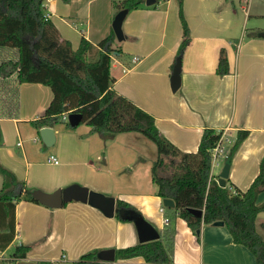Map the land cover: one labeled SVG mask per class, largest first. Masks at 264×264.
Instances as JSON below:
<instances>
[{"label": "crops", "instance_id": "obj_1", "mask_svg": "<svg viewBox=\"0 0 264 264\" xmlns=\"http://www.w3.org/2000/svg\"><path fill=\"white\" fill-rule=\"evenodd\" d=\"M120 1L44 0L43 8L74 49L82 38L92 43L89 57L95 61L100 41L114 31ZM180 11L179 0H157L153 5L145 0L127 12L122 24L125 38L120 41L115 35L111 45L112 89L150 113L160 132L184 152L198 151L207 127L234 138L240 130L249 131L230 163L226 180L231 192H246L264 157V0H183L191 41L181 54L184 32ZM222 50L229 64L226 74L217 72ZM179 56L182 81L174 92L171 75ZM16 84L17 113L8 115L3 101L0 103V160L29 189L53 192L78 183L115 197L116 205L118 200L130 203L159 231L175 229V264H257L245 245L234 242L225 224L203 223L196 232L185 219L176 217L166 226L164 217L172 212L162 211L163 197L157 195L158 184L152 176V187L146 184L147 178L136 177L129 184L120 177L119 162L113 167L103 149L97 150L95 163L88 140L76 138L78 125H51L56 140L47 146L34 121L50 105L52 88L39 82ZM99 134L105 144L116 135ZM225 163L221 158L215 168L216 180ZM125 165L133 170V165ZM3 182L0 172V190ZM262 203L264 191L257 200L258 205ZM15 215L16 234L6 248H0L6 255L0 264H77L89 251L141 243L127 216L108 217L88 202L73 200L51 208L24 198L17 203ZM256 228L264 236V211L257 216ZM18 245L28 247L25 256L16 254ZM98 264L149 263L142 256L122 259L116 253L114 261L99 260Z\"/></svg>", "mask_w": 264, "mask_h": 264}, {"label": "trees", "instance_id": "obj_2", "mask_svg": "<svg viewBox=\"0 0 264 264\" xmlns=\"http://www.w3.org/2000/svg\"><path fill=\"white\" fill-rule=\"evenodd\" d=\"M144 1L123 0L117 6L120 10L131 11L142 6ZM179 3L184 32L181 54L190 43L191 34L182 12L183 0ZM43 4L44 0H0V96H4V112L13 116L18 111L16 81L39 82L50 86L54 93L45 114L34 121L39 127L61 121H67L68 127H73L63 116L80 112L83 115L81 123L88 124L94 132L109 136L124 132L144 134L156 144L159 154L152 171V180L158 184L157 195L170 197L176 203L174 208L163 207L168 214L172 212L167 217L170 220L176 217L185 219L196 232L203 223L223 220L234 242L245 245L256 257L257 264H264V236L256 228L257 216L264 211V203L257 204L259 194L264 191V157L258 176L246 192L233 193L229 186H220L211 177L212 151L224 131L207 127L197 152L180 150L160 132L150 113L112 89L111 54L114 49L111 45L114 31L100 41L98 59L89 60L92 43L82 38L79 47L74 49L69 40L62 38L52 20L46 18ZM217 72H229L224 50L220 54ZM248 134L249 131L240 130L235 138L230 136V142L223 144L222 154L226 163L232 162ZM165 157H171L174 162L178 159V170L170 176L160 173ZM0 172L4 177L0 190V248L4 249L16 234L17 203L24 198L39 201L33 198L26 183L1 160ZM117 206L135 209L123 200H118ZM189 207L203 209V218L193 214ZM115 215L122 218L119 213ZM160 234L157 240L117 249V258L142 256L149 264H175V229L165 227ZM27 250V246L18 245L16 254L25 256ZM98 252L83 254L77 264H98Z\"/></svg>", "mask_w": 264, "mask_h": 264}, {"label": "water", "instance_id": "obj_3", "mask_svg": "<svg viewBox=\"0 0 264 264\" xmlns=\"http://www.w3.org/2000/svg\"><path fill=\"white\" fill-rule=\"evenodd\" d=\"M157 0H146L147 5H153ZM128 10H120L114 18L113 30L118 40L122 41L125 38V34L122 28L124 18ZM264 35V33H262ZM181 71H182V58L177 57L176 63L173 68L171 75V87L176 92L181 86ZM83 120V115L80 112H70L68 115V121L71 126H77ZM40 135L42 140L47 146L54 144L56 140L55 131L52 126H44L40 129ZM230 174V163H225L222 171L219 175L218 183L220 186H226V180ZM32 196L40 203L47 205L51 208H60L68 201H82L88 202L91 205L99 208L108 217L115 216L116 213L119 215H125L127 218L134 222L139 240L141 243L154 241L160 238V231L148 221L141 213L136 210L125 209L116 205V198L113 196L105 195L100 192L92 191L89 187L80 185L78 183L71 184L67 187H59L53 192H46L42 189H33ZM163 205L168 208H174L176 203L175 200L170 197L163 198ZM193 214L199 218H203V209L189 207L188 208ZM216 225H224L223 220L214 222ZM98 258L104 261H114L116 259V249L107 248L102 249L98 252Z\"/></svg>", "mask_w": 264, "mask_h": 264}, {"label": "rangeland", "instance_id": "obj_4", "mask_svg": "<svg viewBox=\"0 0 264 264\" xmlns=\"http://www.w3.org/2000/svg\"><path fill=\"white\" fill-rule=\"evenodd\" d=\"M89 60H92V57H89ZM2 102L0 98V103ZM63 128L68 127L67 121H61L57 123ZM75 133L77 139H85L90 143V148L93 149L92 160L96 163L98 160L97 150L100 151L103 149L108 154V159L111 161L113 167L118 163V169L120 177L123 180H127L129 184L139 177V179H150L149 182H146L147 185L152 187L151 176L153 171V166L157 161L159 154L156 144L146 137L144 134L139 132H124L116 134L112 141H108V144H105V140L100 136L98 132L91 130V127L86 123L79 124ZM103 155V154H102ZM103 161V158L102 160ZM178 159L175 162L171 157H165V165L160 169V173L163 175H172L177 172ZM133 165V170H131L125 164ZM121 167H120V165ZM64 188V187H63Z\"/></svg>", "mask_w": 264, "mask_h": 264}, {"label": "built area", "instance_id": "obj_5", "mask_svg": "<svg viewBox=\"0 0 264 264\" xmlns=\"http://www.w3.org/2000/svg\"><path fill=\"white\" fill-rule=\"evenodd\" d=\"M46 18H49V15L46 16ZM138 60V57H134V61H137ZM64 119L65 120H68V116L67 114L64 115ZM230 135H228L227 133H223L221 139L219 140L218 144L216 145V147L213 149L212 151V155H213V161H212V167H211V177H216V173H215V168L219 165L220 163V159L221 158H224L225 156H223L222 154V151H223V144L226 143V142H230ZM51 160L55 163H58V158L55 157V156H52L51 157ZM218 182V180H217ZM162 211H164V208L162 209ZM164 223L165 225H169L170 224V219L169 217H164ZM5 253L4 251H2L0 249V259H5ZM13 264V263H12Z\"/></svg>", "mask_w": 264, "mask_h": 264}]
</instances>
